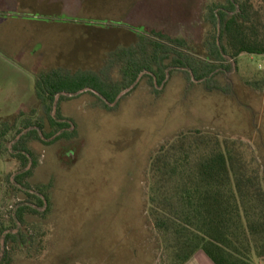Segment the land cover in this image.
I'll return each instance as SVG.
<instances>
[{"label":"rangeland","instance_id":"rangeland-1","mask_svg":"<svg viewBox=\"0 0 264 264\" xmlns=\"http://www.w3.org/2000/svg\"><path fill=\"white\" fill-rule=\"evenodd\" d=\"M219 1L0 0V127L38 105L41 71L99 70L110 51L135 42L146 27L204 51L212 28L208 7ZM226 65L233 67L218 78L230 83V95L209 92L200 80L190 83L175 68L157 85L159 93L142 77L113 111L93 106L96 97L88 91L62 101L60 110L74 119L79 137L31 143L38 165L29 180L54 183L47 248L39 259L19 250L12 264H168L148 215L147 174L157 149L183 131L201 129L242 141L264 167V89L255 86L264 78V55L244 53ZM14 136L11 131L4 140L11 150ZM19 168L9 152L0 155V229L26 198L8 178ZM3 239L0 230V244Z\"/></svg>","mask_w":264,"mask_h":264},{"label":"trees","instance_id":"trees-1","mask_svg":"<svg viewBox=\"0 0 264 264\" xmlns=\"http://www.w3.org/2000/svg\"><path fill=\"white\" fill-rule=\"evenodd\" d=\"M206 19L212 28L204 51L182 36L146 27L135 42L110 51L99 70L53 68L38 74V105L30 112L21 110L0 127V155L9 152L20 164L9 182L13 190L26 194L9 223H2L0 264H12L19 250L30 259L46 251L54 183L29 180L38 165L31 143H73L79 137L74 119L60 110L62 101L90 88L96 97L93 106L113 111L123 98L118 99L119 94L132 85L133 91L141 74L159 93L157 85L175 68L190 83L200 80L207 91L230 95V83L218 78L233 67L226 62L244 53L264 55V0L214 2ZM255 86L263 90L264 78ZM11 131H16L12 150L4 145ZM147 186L148 215L160 234L161 248L168 252V264H186L198 251L215 264H264V167L242 141L201 129L183 131L152 156Z\"/></svg>","mask_w":264,"mask_h":264},{"label":"water","instance_id":"water-1","mask_svg":"<svg viewBox=\"0 0 264 264\" xmlns=\"http://www.w3.org/2000/svg\"><path fill=\"white\" fill-rule=\"evenodd\" d=\"M33 18H37V16H34ZM143 28H144V27H142L140 30H143ZM142 75H143V74H141V75L138 77L136 83L141 79ZM136 83H135V84H136ZM133 87H134V85H132V86H130L129 88H127L126 90L122 91V92L119 94L118 99H120V98H121V97H122L127 91H129V90L132 89ZM88 90H90V88L83 89V90H81V92H83V91H88ZM58 100H59V95H57V97H56V101H55V104H54V112L57 110V102H58ZM4 243H5V240L3 239L2 244L4 245Z\"/></svg>","mask_w":264,"mask_h":264},{"label":"crops","instance_id":"crops-1","mask_svg":"<svg viewBox=\"0 0 264 264\" xmlns=\"http://www.w3.org/2000/svg\"><path fill=\"white\" fill-rule=\"evenodd\" d=\"M201 254V255H200ZM203 252L202 251H198L195 256L189 260L186 264H215L213 261H209L207 262L206 259H204V255H202ZM200 256V260L196 261V258ZM211 260V259H210Z\"/></svg>","mask_w":264,"mask_h":264}]
</instances>
